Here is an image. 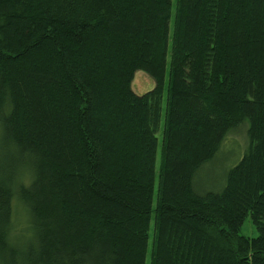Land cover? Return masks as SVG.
Wrapping results in <instances>:
<instances>
[{
	"label": "trees",
	"instance_id": "1",
	"mask_svg": "<svg viewBox=\"0 0 264 264\" xmlns=\"http://www.w3.org/2000/svg\"><path fill=\"white\" fill-rule=\"evenodd\" d=\"M244 119L247 152L199 194ZM0 131V264H145L151 220L150 264H264V0H0Z\"/></svg>",
	"mask_w": 264,
	"mask_h": 264
},
{
	"label": "rangeland",
	"instance_id": "2",
	"mask_svg": "<svg viewBox=\"0 0 264 264\" xmlns=\"http://www.w3.org/2000/svg\"><path fill=\"white\" fill-rule=\"evenodd\" d=\"M169 58V55H168ZM167 71V70H166ZM138 72L137 75H134L132 79V85L131 89L135 94H138L139 96L143 95V93H146L150 91L153 87L155 82L153 79L144 71H136ZM135 73V74H136ZM145 78H144V77ZM143 77V78H142ZM168 79H169V72H166L165 75V86H164V99H163V109L165 107V98H166V90L168 87ZM162 125V121L160 123V126ZM250 127V122H248L247 119H244L240 124H238L236 127L233 129L229 130L223 141H222V146L221 148L212 156V159L206 163H204L193 175V185H194V190H196L199 194H203L204 192L207 191H221L225 181H226V173L228 170H230L235 163L241 159L245 153L247 152L250 144H249V135H248V129ZM162 128V126H161ZM0 131V164L1 162L5 161L8 159L7 155V149L3 146L2 141L4 136L2 135ZM161 130L157 133V137L159 139V142L161 140L160 137ZM13 150H10V153H12ZM9 153V154H10ZM13 154V153H12ZM156 179L158 176V167H159V161H160V148L158 147L157 149V155H156ZM19 163L25 164V159L21 161L20 159L18 160ZM27 167V166H26ZM29 167H27L28 169ZM26 182L24 183L23 187H26L29 184V179L26 177ZM155 179V181H156ZM156 186H157V181H156ZM156 193V192H155ZM12 205H16V213L18 215L20 214V206H18V200H14L12 202ZM14 210V209H13ZM18 210V211H17ZM29 211H27L28 213ZM22 216V215H21ZM19 217V216H18ZM17 217V218H18ZM19 219V218H18ZM20 224L22 226L18 229L17 232L12 234L10 236V241L13 243L14 246L15 244H18L17 246L24 248V250H21L22 252H25L26 247L28 244L25 242L27 240L26 237L31 236V239L34 238V231H33V226H32V220H31V214H26L25 216L21 217L19 219ZM244 224L241 226L239 230V234L243 235L245 237H250V238H255L258 236V232L253 225V222L251 221L250 217L246 218L244 220ZM153 220L150 222V230H149V241H148V252L145 257V264H150V251H151V243H152V233H153ZM12 239V240H11ZM31 241V240H29Z\"/></svg>",
	"mask_w": 264,
	"mask_h": 264
}]
</instances>
